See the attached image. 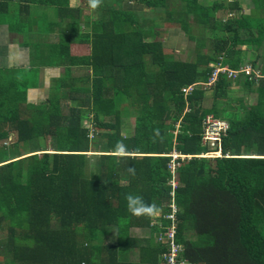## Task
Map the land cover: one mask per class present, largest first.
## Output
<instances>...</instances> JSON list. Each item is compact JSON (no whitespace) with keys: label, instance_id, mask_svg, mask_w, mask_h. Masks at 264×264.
<instances>
[{"label":"trees","instance_id":"obj_1","mask_svg":"<svg viewBox=\"0 0 264 264\" xmlns=\"http://www.w3.org/2000/svg\"><path fill=\"white\" fill-rule=\"evenodd\" d=\"M178 1L176 7L175 0H108L93 10L89 0H79L77 7L70 6V0H0V26L21 35L20 45L32 46L29 54L35 59L28 69L0 68V140L7 139L9 130L16 133L11 146L0 148V231L8 233V248L0 254L11 260L3 263L2 258L0 264H163L160 255L167 248L154 237L170 225L164 218L170 198V157L165 155L172 150L182 155L203 152L201 121L207 114L229 123L222 137L225 156L192 157L180 164L175 242L191 264H264V78L234 81L219 75L210 88L194 90L186 99L181 93L184 86L207 81L218 61L232 69L246 61L256 65L258 57L251 58L250 53L264 47L260 12H264V0ZM245 1L252 5L248 12L243 10ZM127 3L145 5L164 16L136 15L137 11L124 7ZM85 9L96 17L90 19ZM236 10L242 15L222 21ZM257 15L254 20L259 25L250 24L249 17ZM33 16L44 17L47 24H38ZM192 24L198 26L197 38ZM56 25L59 42L49 41L42 48L41 38ZM82 27L88 30L81 31ZM170 27H178L188 40L197 41L195 57L184 60L173 48L163 47V36L156 32L164 30L165 34ZM205 30L210 37L202 40ZM151 35L154 40L139 44L137 50L132 38ZM85 43L91 45V56L75 55L76 45ZM115 47L132 56V62L121 70L115 63L124 58H113ZM135 52L138 56L133 60ZM43 59L65 67L67 75L72 67L90 59L95 75L92 86H77L78 91L66 94L62 87L69 84L62 77L45 102H27L20 108L27 90L38 84L39 60ZM50 64L42 61V65ZM261 71L264 75V49ZM76 80L82 82V77ZM232 90L236 91L234 105L229 101L216 104ZM207 91L212 92L210 98L205 96ZM253 92L256 99L249 104ZM123 94L126 101L131 99V110L137 114L133 134L125 137L111 107L113 101L124 103L119 99ZM62 101L70 102L66 114ZM128 105L127 101L123 107ZM81 108L92 113L94 121L89 123L97 130L89 133L81 126ZM178 121L180 132L174 137ZM45 135L53 137V147L41 148L47 143L38 140ZM118 144L124 146L123 154H117ZM90 145L100 151L87 155ZM129 194L156 205L159 227L151 226L150 215L128 211ZM106 227H115L107 242ZM132 228L148 230L147 235L133 238ZM192 235L195 239H189Z\"/></svg>","mask_w":264,"mask_h":264},{"label":"rangeland","instance_id":"obj_2","mask_svg":"<svg viewBox=\"0 0 264 264\" xmlns=\"http://www.w3.org/2000/svg\"><path fill=\"white\" fill-rule=\"evenodd\" d=\"M107 2H108V0L102 1V2H100L99 6L105 5V4H107ZM178 3H179V1L175 0V6L176 7L179 6ZM133 4H135V3H127V5H125L124 7H129L130 8L129 10L137 11L138 14H136V15H140L141 14L140 16H144L145 18H152L153 16H158V15L164 16L163 12H155L154 13V10L152 8H148L145 5H133ZM70 5L72 7H77L79 5V0H70ZM243 5H245V6H243V10L245 12H248V9H250L251 8L250 6H252L249 1H245V4H243ZM95 9H96V7L93 8V10H95ZM253 11L256 14L258 12L257 10H253ZM144 12H147V13H150V14H144ZM260 12L264 16V12H262V11H260ZM83 13L84 14H88L90 16V19H94L96 17L95 12H93L92 10L89 11V9H85L83 11ZM241 15H242V11L241 10L232 11L231 13H227L225 16H223L222 17L223 18L222 21L226 20V18H228V17H239ZM258 17H259V15H257V17H253V18L249 17V23L253 24L255 26L256 25L258 26L259 22L254 20V19L258 18ZM32 18H34V20L40 25L47 24L46 23L47 20L44 17H42V16H36V17L33 16ZM9 22H7V24L10 26L11 24ZM35 23H32L31 27H35V25H36ZM162 23H164V22H162ZM40 25H38V27H40ZM191 26H192L191 32L194 34L193 36H195L197 38L198 35L200 34V33L198 34V26H196L194 24H192ZM150 27H151V23L149 24V26L146 29H150ZM59 28L60 27H58L56 25L55 27L51 28V32H52L51 34L50 33H45L43 35V37L41 38V40H42L41 43L44 44V46L42 48L47 46L46 43H49V41L55 42V43L59 42V36H58L59 31L57 30ZM170 28H168V31L165 34H164V30H160V31L156 30L157 31L156 33H159L160 37L163 36L162 37V42H163L162 45L164 47H166V48H173L175 50L176 54L178 55V57L181 58V59L189 60V59H192V57H195L196 56L195 51H198V48L196 47L197 46V41L195 39L194 40H188L186 38L185 34L178 27H170ZM84 30L85 29H83V28L81 29V31H84ZM253 32H254V35H258V31L256 29H254ZM36 34H38V32ZM203 34L204 35H203V39L202 40H207L210 37V31H208V30H205L203 32ZM38 40H40V39H38ZM21 42H22V36L21 35H17V34H14V33H8V31H7V29L5 27L0 26V46L1 45H5V47H6V45H8V46L12 45V47L13 46H17L19 50L16 53V55L20 56L21 55V51L20 50L21 49L25 50V48H23L21 45H19ZM248 48L249 47H247V49ZM30 49L32 50V46H31ZM263 49H264V47H263ZM263 49H261V46H260L259 51L252 50L251 53H250L251 58H255V57H258L259 55H261V50H263ZM199 50L202 51L203 49H199ZM13 51H15V50H13ZM8 52H9L8 48H6L5 57L8 55ZM76 53L77 54L83 53V49L82 48H77L76 49ZM47 59H49V58H47ZM47 59H43V60H46L48 63H50ZM1 60H2V57L0 56V62H1ZM43 60H40V62L42 63ZM88 63H90V60H88ZM258 63L259 62H257L256 65H258ZM115 65L117 66L118 63L116 62ZM25 69H28V68H25ZM237 87L238 86H235V88H237ZM235 90H237V89H235ZM235 90L227 92L228 96H227L226 100L217 99L216 100V104L223 106L227 101H229L230 105H232V104L234 105V103H233L234 101L232 99L236 95V91ZM69 91H74V90H73V88H71V89H69ZM211 93L212 92L207 91L205 96L210 98ZM35 94H36V97H37V95L38 96L40 95V94H38V92H35ZM40 99H42V98H40ZM36 100L37 99H35V97L33 95V99H30L29 101L34 102ZM127 101L129 103V105L126 106L125 108H123V112L124 113H127L128 111L129 112L126 115H123L121 117V121H120L122 128L125 129L123 131V133H122L124 137L133 134L134 119H135V117L137 115L135 111L131 110V106H130L131 99L128 98ZM33 112L37 113V111L35 109L33 110ZM24 113H25V115H27L26 114L27 112H24ZM2 127H4L3 130H8V127H5L4 125H2ZM179 127H180V121H178L175 124V128H174V131H173V136L174 137L180 132L179 131ZM15 140H16V133L14 131H12V130H9L7 139L0 140V148L11 146V144ZM92 140H94V139H92ZM38 142H40V144H43V143L46 144L47 143L48 146L47 145H42L41 146V148H47L49 146H52L54 140H53V137L51 135H45L44 137H40ZM48 149H50V148H48ZM206 150H207L206 148H201L200 149V151H206ZM97 151L98 150L95 149L94 146H91V148H89V150H88V152H97ZM36 152H38V151H36ZM48 152H53V151L49 150ZM28 155H30V154H28ZM28 155H25V156H28ZM88 155H90V154H88ZM22 181H24V178L22 179ZM138 216H142V215H138ZM138 218H141V217H138ZM138 218H136V219H138ZM152 219L154 220V214L152 216ZM113 232H115V227H111V228L106 227L104 229V232H103L104 235L103 236H104V241L105 242L108 241L109 236ZM146 232H147V230H142L141 231V233L143 235H147ZM188 233H187V235H188ZM132 234L136 235V232L132 231ZM7 235H8V233L6 231L5 232L0 231V253L4 252L5 250H7L6 248H8L7 247V241H6ZM189 237H190L189 239H195L194 235L189 236ZM6 255L7 254H4V255L0 254V256H1L0 260L2 258L5 259L3 261V263H8L9 261H11V260H8L10 258L7 259Z\"/></svg>","mask_w":264,"mask_h":264},{"label":"crops","instance_id":"obj_3","mask_svg":"<svg viewBox=\"0 0 264 264\" xmlns=\"http://www.w3.org/2000/svg\"><path fill=\"white\" fill-rule=\"evenodd\" d=\"M243 6H245V5H243ZM250 7L252 8V6H250ZM248 11H249V9H248ZM82 28L83 29H87L85 27H82ZM59 34H61V33H59ZM91 38H92V35H90V39ZM132 39H133L132 41L135 44L137 50H138L139 44H147V43L152 42L154 40V38L152 36H148V37L143 36L142 38L134 37ZM76 46H77V48H82L83 49V53H81V54L75 53V55H79L82 58L85 57V56H87V57L91 56V45H90V43H85L84 45H81V46L80 45H76ZM6 48H8L9 52H8V55L5 57ZM23 48H25V50L21 49L20 50L21 51V55L17 56L16 53L19 50L17 46H13L12 47V45H9V46L6 45V47H5V45H1L0 46V56L2 57V60L0 62V68L1 69H11V68L20 69V68H28L31 65V62L33 64L35 59H31L30 58V54L29 53H30L31 49H29L27 47H23ZM13 50H15V51H13ZM143 53H144L143 56L147 57V52H143ZM131 54H135L133 56V60L138 56L137 52L131 53ZM125 55H127V54H123V52L121 51V48L115 47L113 58H115L117 61H120L122 58H124V60L122 62L121 61L117 62L118 65L116 66V68L118 70L123 69L124 65H127L130 62H132V56L131 55L125 56ZM148 59H149V56L146 58V60H148ZM88 60H90V59H88ZM49 62H50V60H49ZM257 62H259L258 65H255V66L251 65V68H252L253 72H252L251 76L249 78H247L250 81L258 82L261 79V77H259V78L256 77L257 74L261 75V55L258 56ZM35 63H36V61H35ZM83 63L84 64L81 63L82 65H78L77 67H72L70 74L67 75L66 72H65V67H63V66H52L50 63H48V64H50L49 66L42 65V63L39 60L38 84L34 88H31V89L27 90L26 100L20 102L19 107L21 108V106H23L27 102L34 103V104H37V105L41 104L43 101L45 102V100L48 98V96L51 94V92H53V90L56 89L57 81L59 80V82H60V79L62 77H64V79L66 81L64 84H69V85H66V86L62 87V91L65 90L66 94L68 93L69 89L72 88L73 84H75L73 86V90L74 91H78L76 88H78L80 86L81 87L82 86H87V87L90 88L92 86V81H93V78L95 76L94 75V67H92L88 63V61L83 62ZM78 77L79 78L82 77V80H81L82 82H79L78 80H76V78H78ZM240 79H242V78H240ZM239 86L240 87H238V88L241 89L242 85H239ZM250 87L254 90V85H252V86L250 85ZM238 88H235V89H238ZM35 92H38V94H40V95L39 96L37 95V97H36ZM108 92H110L111 95L114 96L113 97L114 100L119 97V96L116 95L115 91H113L111 87H109ZM33 95H34L35 99H37V100L34 101V102L29 101L30 99H33ZM40 98H42V99H40ZM119 99H123L124 103L122 105H119V103L114 102V101L112 102V104L111 103L110 104H111V107L113 108V111H112L113 119L121 121V117L123 115H126L129 111L127 113L123 112V108L126 107V106L125 107H123V106L125 105V103H127V101L125 100L126 99L125 95L124 94L121 95ZM255 99H256V92L255 93L253 92L248 97L249 104L254 102ZM62 104H63V106L61 105L62 110H66L63 113L66 114L69 111L68 108L70 106V102L62 101ZM186 104H187V101H186ZM78 115H79V118H80V122L82 124L81 126L82 127L83 126L87 127L89 129V133H90V131L92 129L93 130H97V128L94 129L93 125L91 123H89V122H92L94 120H93L92 113L88 109L81 108L80 109V113H78ZM207 115H211V114H207ZM102 119L106 120L107 117H103ZM223 120H225V119H223ZM225 121L228 123L227 120H225ZM228 127H229V123H228ZM124 130L125 129L122 128V132ZM90 146H89V148H91ZM97 150H99V148ZM65 152H68V151H65ZM89 153L90 152H88L87 154H89ZM168 179H169V177H168ZM177 186L179 187L180 183H177ZM142 230H144V229H138V228L137 229H131L130 230V235L133 238H136V239L142 238V237L146 236V235H143L141 233ZM132 231L136 232V235L132 234ZM147 232H148V230H147ZM147 232H146V234H147ZM137 247H138V243H137ZM161 256H162V254L160 255V257ZM134 261H137V260H134Z\"/></svg>","mask_w":264,"mask_h":264},{"label":"built area","instance_id":"obj_4","mask_svg":"<svg viewBox=\"0 0 264 264\" xmlns=\"http://www.w3.org/2000/svg\"><path fill=\"white\" fill-rule=\"evenodd\" d=\"M253 70L250 66H245L239 70L231 69L228 65H223L218 61L215 66H213L212 72L208 80L201 84L204 88H210L219 78V75H223L226 78L237 79L239 76H244V78H249ZM256 77H262V75L257 74ZM198 84L187 85L181 88L182 95L186 98L188 97ZM202 134L200 144L201 146L208 148V152L204 155H200L208 158L220 157L222 155V137L226 135L228 130V123L223 119H217L212 115H205L201 121ZM171 157L168 163V170L172 174V179L170 181L172 185L171 200H170V212L164 216V218L170 220V225L164 233L158 235V241L163 243L167 251L162 254L163 264H191L186 258L182 256V248L175 242L176 227H177V207L174 202L173 191L177 186L175 170L178 166L176 159L179 157L177 153H172L169 155ZM180 250V251H179Z\"/></svg>","mask_w":264,"mask_h":264},{"label":"clouds","instance_id":"obj_5","mask_svg":"<svg viewBox=\"0 0 264 264\" xmlns=\"http://www.w3.org/2000/svg\"><path fill=\"white\" fill-rule=\"evenodd\" d=\"M89 2H90V6L92 7V8H95V7H97L98 6V4H99V0H89ZM223 65H226V64H224V63H222ZM251 63L249 62V61H246L243 65H241L240 66V68H242V67H245V66H250L251 67ZM240 68H238V69H235V70H239ZM232 69V68H231ZM261 75H262V77L261 78H264V75H263V73H262V71H261ZM239 79L240 78H244V76H239L238 77ZM236 80V79H235ZM234 80V81H235ZM206 82V81H205ZM205 82H195V83H192V84H198L199 86L197 87V88H195L194 90H197V89H199V88H201L202 87V89L203 90H205V88L201 85V84H203V83H205ZM192 84H190V85H192ZM193 90V91H194ZM188 111V109L186 108L185 109V112H187ZM93 134H92V132H91V135H90V137L91 138H93ZM203 147V146H202ZM205 148V147H204ZM207 150L206 151H203V152H201L200 154H197V155H182V154H180L179 152H177V151H175V150H172L169 154H167V155H165V156H167V157H170L169 155L170 154H172V153H177L178 155H179V157L176 159V161H177V164H178V166L176 167V170H175V174H176V176H175V178H176V183H180L179 182V177H178V168H179V166H180V164L184 161V160H189V159H191L192 157H196V158H206V159H215V158H221V157H223V156H225L224 154H223V152H222V149H221V152H222V155L220 156V157H215V158H208V157H203V156H200V155H204V154H206L209 150H208V148H206ZM98 151H100V150H98ZM97 151V152H98ZM116 151H117V154H123L124 153V151H125V148H124V146L122 145V144H118L117 146H116ZM64 153V152H63ZM90 155L92 154V153H89ZM113 154H116V153H113ZM88 155V154H87ZM95 155H99V153H95ZM140 156H143V155H140ZM170 159H171V157H170ZM170 162V160L168 161V163ZM168 163H167V170H168ZM168 173H169V179L167 180V186H169V188H170V192H169V196H170V198H169V202H168V204H167V207H168V209H169V212H170V208H169V205H170V200H171V191H172V185H171V183H170V181H171V179H172V174H171V172L168 170ZM177 187L178 186H176V188L174 189V191H173V197H174V202H175V190L177 189ZM126 201H127V208H128V211L130 212V213H132L133 215H150L151 217L153 216V214H154V220L153 219H150V222H151V226L152 225H155L156 224V219H157V217L160 215V212H159V210L158 211H156L157 210V207H156V205L155 204H149V203H146L145 201H144V199L141 197V196H139V195H133V194H129V195H127L126 196ZM175 205H176V203H175ZM176 207H177V205H176ZM179 211V209H178V207H177V212ZM168 212V213H169ZM176 218H177V214H176ZM156 225H158V224H156ZM158 227H159V225H158ZM133 229V228H132ZM134 229H137V228H134ZM176 230H177V227H176ZM158 235H159V233H157V235L154 237L155 238V240H156V242L157 243H161V242H159L158 241ZM131 236V235H130ZM176 237V236H175ZM164 245V244H163ZM165 246V245H164ZM166 247V246H165ZM163 254V253H162ZM160 262L161 263H163L162 262V256L160 257Z\"/></svg>","mask_w":264,"mask_h":264},{"label":"water","instance_id":"obj_6","mask_svg":"<svg viewBox=\"0 0 264 264\" xmlns=\"http://www.w3.org/2000/svg\"><path fill=\"white\" fill-rule=\"evenodd\" d=\"M139 157H142V156H139Z\"/></svg>","mask_w":264,"mask_h":264}]
</instances>
